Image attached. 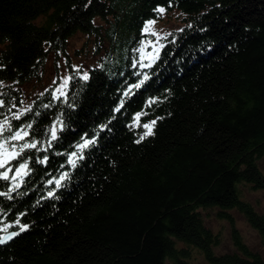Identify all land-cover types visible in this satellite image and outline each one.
Segmentation results:
<instances>
[{
    "label": "trees",
    "instance_id": "trees-1",
    "mask_svg": "<svg viewBox=\"0 0 264 264\" xmlns=\"http://www.w3.org/2000/svg\"><path fill=\"white\" fill-rule=\"evenodd\" d=\"M159 7L175 17L159 58L133 68L147 63L137 49L154 38L143 28L161 20ZM137 72L150 79L115 113ZM66 76L68 102L53 101ZM0 100V120L32 124L28 140L40 142L10 165L26 160L28 175L0 180V235L28 226L0 246V264H264L230 213L264 244V217L242 193L264 190V0H0ZM141 111V123H157L137 143ZM57 118L67 127L39 150ZM82 136L97 143L73 168L67 154ZM211 211L231 224V252L214 251Z\"/></svg>",
    "mask_w": 264,
    "mask_h": 264
},
{
    "label": "snow or ice",
    "instance_id": "snow-or-ice-1",
    "mask_svg": "<svg viewBox=\"0 0 264 264\" xmlns=\"http://www.w3.org/2000/svg\"><path fill=\"white\" fill-rule=\"evenodd\" d=\"M157 12L163 14L165 12V9L163 7H159L156 9ZM154 24V21H148L145 24V27L143 29L145 34H152L156 35L155 32H151V26ZM162 48L163 45H160ZM137 51L143 53V49H137ZM159 58V52L156 51V54L151 56V60L149 63H144L143 60H136L133 62V68H136L139 66L141 69L143 68H151L152 64L155 63V61ZM75 72L80 73V69L78 67L73 69ZM135 75H142V78L134 84H130L127 86L126 90L123 91L122 99L119 103V105L114 109L115 113L121 112V110L124 108L125 103L128 99H130L132 96L136 94V91L140 90L146 81L150 79L149 75L147 73L141 74L140 72L135 73ZM89 73L87 71H84L80 73L79 79L81 81L87 82L89 80ZM74 79L72 76H66L63 78L62 82L58 84L56 89L52 92V100L53 101H60L63 100L65 103L68 102V93L66 89L69 87L71 81ZM54 83H56L54 81ZM156 103L155 100L150 99L148 101L147 106L151 107L152 104ZM5 101L0 100V107H4ZM51 104H44V108L51 107ZM72 104H69V107H72ZM15 107V105H13ZM31 111L30 108H25L22 111H19L17 113H14L12 118L13 120H21V118L27 113ZM39 115V113H36ZM144 115H147V113L141 111L137 112L133 116V124L130 125V127H143L145 129L144 133L140 136V140H137L136 142L139 143L141 140L145 139L148 136H152L154 134V127L157 123L156 120H152L150 123H141L142 117ZM115 116L113 117V119ZM67 127L63 119L57 118V121L54 122L48 129V136L49 139L47 140V147L42 148L39 150L47 151L48 149H51L53 147V142L58 141L60 139L58 133L63 132L64 129ZM106 125L100 126V131H104ZM32 129V124H25L23 126H14L12 125L11 121L5 117V120L3 122H0V137H3V139H0V169H3L4 171L0 172V180L8 181L9 180V173L14 172V174L11 176L12 180H18L23 175H28L29 172V165L26 160L23 162L18 163V165L13 169L10 165L13 161L21 160L24 154L27 151H31L33 149H37L39 141L31 140L29 141L28 138L30 136V130ZM5 132L11 133L10 136H4ZM99 135V133H97ZM86 136V134H85ZM85 136L81 137L80 143H77L74 145L75 151L67 154V162L71 167L76 168L77 167V161L83 160L85 158L84 151L86 149H89L90 147L95 146L97 143V140L95 138H85ZM19 145V147H17ZM57 155H64V153H57ZM37 163L47 165L48 163V156H43L42 158H38ZM63 167V165H61ZM68 178V173H62L59 179L55 180L56 187H61V182ZM48 184H52L53 181L49 180L47 182ZM20 185L15 184L12 188L9 189V192L15 191L16 188H18ZM0 195H7V193L0 192ZM48 196L54 197L53 192H49ZM28 230L27 225H21L19 232H12L5 236H0V245L7 244L9 241H12L15 237L19 236L20 233L26 232ZM2 231L7 232V228L2 229Z\"/></svg>",
    "mask_w": 264,
    "mask_h": 264
},
{
    "label": "rangeland",
    "instance_id": "rangeland-1",
    "mask_svg": "<svg viewBox=\"0 0 264 264\" xmlns=\"http://www.w3.org/2000/svg\"><path fill=\"white\" fill-rule=\"evenodd\" d=\"M174 18L169 17L167 14H163L161 20L154 21V24L151 26V32H155L156 35H152L153 39H150V36L147 35L141 48L143 53L141 57L147 60V63L150 62L151 56L156 54V51L159 50V45L161 40H163L164 35L168 31L165 29V26L169 24V20H174ZM144 29V28H143ZM144 33V31H143ZM80 38H75L79 40ZM160 41V42H159ZM80 44V43H79ZM78 44V45H79ZM81 61L85 63H91V58L84 57ZM0 120V122H3ZM0 139H2L0 137ZM261 167L264 166V158L260 161ZM14 173V172H13ZM243 197L248 201L255 210L264 217V190H251L245 186L242 188ZM231 215L233 216V224L238 230L240 236L242 237L245 244H247L251 249L258 251L264 258V244L257 233L246 221L243 215H241L236 210H230ZM204 221L206 225L220 237V244L215 248L217 254H223L231 252L233 250L232 241H231V224L227 219H220L216 216L215 212H210L209 214L204 213ZM201 262V258L198 257L195 263Z\"/></svg>",
    "mask_w": 264,
    "mask_h": 264
},
{
    "label": "water",
    "instance_id": "water-1",
    "mask_svg": "<svg viewBox=\"0 0 264 264\" xmlns=\"http://www.w3.org/2000/svg\"><path fill=\"white\" fill-rule=\"evenodd\" d=\"M12 232H18V231H14V230H12V231H7V232H3L0 236H5V235H8V234H10V233H12ZM10 242V241H9ZM8 242V243H9ZM5 245V244H4ZM0 246H3V245H0Z\"/></svg>",
    "mask_w": 264,
    "mask_h": 264
}]
</instances>
